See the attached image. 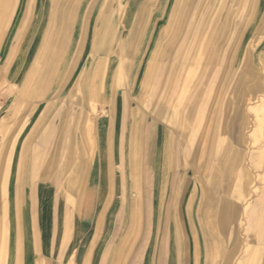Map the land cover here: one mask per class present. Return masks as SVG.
<instances>
[{"label": "rangeland", "instance_id": "rangeland-1", "mask_svg": "<svg viewBox=\"0 0 264 264\" xmlns=\"http://www.w3.org/2000/svg\"><path fill=\"white\" fill-rule=\"evenodd\" d=\"M1 1L7 15L15 0ZM200 1L202 3L201 12L194 4L189 12V25H192L194 30L203 26V30L205 29L207 32L205 40L202 37L203 44L195 54V60L199 62L200 59L203 61L205 58L204 63L202 65L200 63L195 64L191 67L194 68L192 70L194 75L190 77V80L184 82L183 79L179 78L178 90L176 89L174 93L172 80L168 78L169 76H162V81L157 85L156 81L159 79L162 70L166 71L174 65H178L177 68L179 69L183 67L180 54L182 48L179 50L178 47L173 48L169 58L159 61L157 59L164 55L172 38L178 32L179 25H181L178 15L179 12H183L184 0H175V2L174 0L21 1V4L23 2L22 8L19 9L17 18L10 24L7 30L9 35L0 49V181L4 183L7 190L5 200L4 197H0V250L1 244L4 243L2 239L6 233V249L9 250L10 257L14 254L11 248L12 236L10 231H7L10 226L9 223L5 225L2 222L1 210L4 201L9 204L10 200L15 199L18 202L19 213L21 217H24L23 222L16 223L20 229L21 254L30 256L36 253L38 255L37 260L41 258L44 264V255L58 256L55 255L52 248L53 225H51L52 229H50L46 245L39 241V246H37L34 240L28 215L30 189L35 184L36 193L40 191L49 192L52 206L51 221L55 197L59 195L62 197L64 194L65 199L70 195L78 209L84 198L88 176L96 155L92 161L87 159L86 169L77 193L72 195L67 194V192L64 193L62 172L66 160V149L70 144V132L78 134L81 129L85 134L83 142L88 146L90 145V149L93 151L95 144L92 133L94 128L96 142L95 129L98 118L108 114L114 103L117 104L115 110L118 112L122 107L123 100L129 109L141 110V122L138 126L140 131L144 126L153 124L148 123L153 121L159 124L161 133L165 132L174 138V148L171 149L170 154L172 156L174 152L175 168L169 174L171 185L167 188V192L172 189L171 195L173 196H169L168 202L180 201L186 207L188 200L194 199L192 212L189 216V226L191 231L194 228L201 234L200 227L203 226V223L200 214L197 212L199 204L197 189L201 184H203L202 187L210 188L207 182L208 180L209 182L214 181V168L217 162L215 157L214 160L213 158L210 160V163L207 162V158L201 157L200 159V150L207 129L210 128L209 134L214 136L217 133L216 127L224 122L226 127L230 128L228 137L231 138V149L244 154V160L250 168H253V162L257 161L256 154L262 145L256 130L254 132L257 138L255 144L250 143L249 140L246 143H242V141L254 131L256 124L254 114L249 112L248 108L251 103H254L252 105L257 103L258 97L264 96V89L260 90L263 93L256 91L257 83L264 86V5L262 3L260 6L258 5L259 11L256 15H251L249 10H244L239 15V0ZM18 2L19 0H16L15 4L19 6L20 2ZM146 2L149 3L145 4ZM122 5L124 6L121 7ZM71 9L72 11L75 10L74 19L70 15ZM6 15L0 21V32ZM105 22L107 24L105 27L109 26L111 29L107 36H102L99 28ZM199 24L202 25L199 26ZM217 27H221L218 42L216 41L218 35L212 36ZM131 32L133 35L129 36ZM142 32L145 34L161 32L164 36H137ZM181 36L182 42L184 39L186 40L184 33ZM144 39L148 41V44H141ZM156 40L159 41L160 46L155 51ZM102 45H104L103 48ZM216 55H219L220 58L219 65H214L209 60L210 57ZM173 58L174 65L170 66ZM230 58H233L231 62H229ZM141 60L144 61L141 69L143 74L141 73L138 79L135 92H137L140 84L142 99L135 100L134 96L130 95V99L126 102L123 99L125 92L132 90L130 89L132 87L131 82L128 79L129 73L130 71L134 73L139 71L138 65L140 64L138 62ZM111 62L113 63L110 69L114 75L113 96L110 103H103L92 97L88 91V86L94 83L95 86L99 87L101 79L97 78L93 81L91 73L99 71L102 74L103 69L106 70L107 65ZM147 64V75L143 77ZM192 71L190 73H193ZM214 71H217L216 78L213 77ZM120 72L123 75L122 81L118 84L117 74ZM180 73L182 74V71ZM208 73H211V76L208 75L207 78ZM238 86L239 92L237 93ZM172 93L174 99L178 100L177 103L181 101V105L184 104L183 115H187L188 110L193 108L191 106L193 101L202 103V108L207 107L201 125L196 126L194 124L198 116L196 114L187 121L188 125L185 130L176 128V126L171 127L156 116L155 107L160 108L164 105L166 107ZM85 94L87 99L84 98ZM98 94L97 92L96 96ZM251 96H256L253 102L249 100ZM93 105L97 109L95 112L90 109ZM230 109L237 114L236 117L230 113ZM87 112L88 117L81 116ZM239 114L247 117L249 125L242 124ZM83 119L84 122L86 120L87 123H90L88 137L86 135V123L79 124ZM175 120L177 124L178 119ZM121 125L119 140L127 130L126 126L122 124V120ZM197 128L201 134H196ZM180 133L186 135L183 142L180 139ZM212 140L214 141L213 138ZM119 144L121 145V143ZM179 144L181 150L184 144H188L191 146L192 153L194 155L196 153V157L192 161L191 159L187 160L185 165L182 162V153H176ZM225 144L226 142L223 143V146H226ZM120 150L121 148H117L116 152V148H113L114 157L117 155L119 162L118 169L122 174ZM138 150L139 194L140 197H144L146 193L144 173L147 170V165L144 157H142V150L140 148ZM33 160H36L37 172L34 182L31 179ZM113 162L111 164L112 177L114 174ZM197 166L200 171L203 170L206 177L203 176L204 179L201 184L198 182L197 176H202V174L194 172ZM26 172L30 178L29 188L25 186L22 178V173ZM251 172L255 180L250 188L251 194L249 193L246 200L247 204L251 206V210L256 211L260 207L259 199L264 192V180L261 178L264 169L262 170L263 173L254 168L251 169ZM112 181L111 192L108 191L106 198L109 202L112 200L113 194H122L118 183L119 179ZM181 184L185 189V199L180 197L184 191H181ZM173 187L176 188V194L173 193ZM129 191L134 194L133 199H128L126 193L124 197L122 196L121 205L125 206L128 201L132 202L136 199V193ZM234 201L239 205V219L232 227L235 225V230L237 233H241L244 239V231L241 227L245 223V219L242 217L245 202L241 204L236 200ZM101 202L103 203V200ZM256 223V219L252 220L248 232L250 245L254 243ZM200 236L202 237V235ZM229 236V233L225 235L226 241H228ZM8 261L5 264H9Z\"/></svg>", "mask_w": 264, "mask_h": 264}, {"label": "crops", "instance_id": "crops-1", "mask_svg": "<svg viewBox=\"0 0 264 264\" xmlns=\"http://www.w3.org/2000/svg\"><path fill=\"white\" fill-rule=\"evenodd\" d=\"M147 3L149 2L145 4ZM260 3L264 5V0H261ZM70 15L72 14L70 13ZM132 33L129 36H132ZM107 35L102 33V36ZM152 35L164 36L161 32L158 34H145V32L137 34L142 37H151ZM143 43L148 44V41L144 39L141 44ZM143 63L144 61L138 62L140 64L138 65L139 71L136 73L130 71L129 73L128 79L131 82L130 89L132 90L125 92L123 99L126 102L130 99V95H133L135 100L142 99L140 84L137 92H135V86L138 85ZM147 68L148 64L145 65V69ZM142 76L144 77V75ZM123 101L118 112L115 110L117 104L114 103L115 105L110 107L108 114L98 118L95 129L96 142L94 128L92 133L95 144L93 151L81 139L77 145V134L70 132V144L66 149V160L62 172L64 193L67 192L71 195L77 193L86 169L87 159L92 161L96 155L88 176L84 198L78 209L70 195L65 199V195L62 193V197L60 195L55 197L51 221L52 206L49 192L36 193V186L31 183L33 186L29 194L28 215L37 246H39V241L46 245L50 229H52L51 225H53L52 248L55 255L58 256L44 255L45 264H208V247L205 239L203 241L197 237V240L194 239L192 243L190 234L192 229L189 226V216L192 211L189 214L180 201L168 202L169 196H173L171 195L172 189L165 193L160 188L158 172L160 167L157 158L162 145L163 133L160 132L159 124L153 121L148 122L153 124L144 126L140 131L138 126L141 122V110L129 109ZM81 116L88 117V112ZM121 120L127 130L119 140L122 130ZM80 122L84 124V120ZM128 122L129 127L127 126ZM82 133L80 131V138L83 139L85 134ZM113 148H116V152L117 148H121L122 174L118 169L119 162L117 155L116 158L114 157ZM138 148L142 150V157L147 165V170L144 173L146 189L144 197H140L139 194ZM36 160H33L32 166L31 179L33 182L36 178L33 176ZM112 162L114 164L113 177ZM22 178L25 186L29 188L28 172L22 173ZM71 179L75 181V186H72L74 188L68 186V181ZM116 179H119L118 183L122 194H113L112 200L109 202L106 199L108 191L111 192L112 180L116 181ZM23 180L21 179V181ZM170 185L168 175L167 188ZM129 190L136 193V199L132 202L128 201L125 206L121 205L122 196L124 197L126 193L128 199H133L134 194ZM184 192L182 191L180 195L182 199L185 198ZM197 192L199 200L198 189ZM173 193L176 194L174 187ZM164 197L166 201L163 200ZM17 205L18 202L15 199L10 200L9 204L5 201L2 205L1 216L5 211L6 218L3 223L5 225L9 223L10 229L7 231H10L12 236L11 248L14 254L10 257V252L6 249V238H4L0 250V264H5L8 260L9 264H44L41 258L37 260L36 253L30 256L21 254L20 229L16 223L23 222L24 217H21ZM141 209H143L142 215ZM10 213H12V217H8ZM75 214L77 215L75 216ZM192 245L193 251L199 249L198 254L193 252L194 257L192 256Z\"/></svg>", "mask_w": 264, "mask_h": 264}, {"label": "bare ground", "instance_id": "bare-ground-1", "mask_svg": "<svg viewBox=\"0 0 264 264\" xmlns=\"http://www.w3.org/2000/svg\"><path fill=\"white\" fill-rule=\"evenodd\" d=\"M21 1H24V0H19L20 4L18 6V4H15L16 3V0H15L14 4L10 7V9L8 10L7 15H6L5 8L2 7V1L0 0V21L3 20V17L6 15V18L4 20V25L2 26V29L0 32V49H1L2 45L5 43V39H7L8 35H9V34H7V30L9 29L10 24L12 23V21L15 20V18H17L16 15H17L19 9L21 10V8H22L21 6L23 5V2L21 4ZM174 2H175V0H174ZM109 3H110V1H109ZM194 4H196V6L200 9V12H201L202 3L200 0H184V4H183V8H182L183 12H179V15H178L179 19L181 20V22H180L181 25H179L180 27L178 28V32L172 38V40L169 44V48L165 51L164 55L159 56L160 58L158 57V59H157V61H159L160 59L163 60L165 58H169L172 55L173 48L175 49L176 47H178L177 48L178 50L180 48H182V49H180V51H181L180 54H181V58H182L181 64L183 67L180 69L177 68L178 65L175 66L173 64V60H174V58H173L170 66L174 65V67H169L166 71L162 70L160 75H159V79H157V81H156V85H157L160 81H162V76L163 77L169 76L168 78H170L172 80L173 93L176 89L178 90L179 78L183 79L184 82L188 81V79L190 80V77H192L194 75V71H192V70H194V68L192 69L191 67L194 66L195 64L198 65L199 63L202 65V63H204V59H205L204 58L203 61H201V59H200L199 62L197 60H195V54L197 53V50H199L201 45L203 44L202 43V37H203V40H205V34L207 32L205 29L203 30V26H201L203 24V22H202V24H199V26H201V27H198V29L197 28L195 29L196 31L194 30V28H192L193 27L192 25L191 26L189 25V12H190V10ZM239 4H240V9L238 10L239 15L244 10H249L251 12V15H254L259 11L258 5L260 6V0H239ZM123 6L124 5H122L121 7H123ZM74 12H75V10L72 11V9H71L70 13L72 14L71 15L72 19H74V14H75ZM13 14H14V17H13ZM106 25L107 24L105 22V24L99 28V29H101L100 33L108 34V31L111 29V27H109V26L105 27ZM220 30H221V27L215 28L214 29L215 33H214V35H212V36L218 35V38L216 40L217 42L219 40ZM183 33H184V36L186 37V40L184 39V41L182 42L181 34H183ZM158 40H156V42L154 44L155 51L160 46L158 44V42H159ZM256 46H254V47H256ZM101 47L103 48L104 45H102ZM98 51H99V49H98ZM215 54H217V52H215ZM217 56H218V58H217ZM232 59L233 58H230L229 62H231ZM209 60L214 65L220 64L219 55H216L215 57L212 56V57H210ZM195 61H196V63H195ZM112 63L113 62H111L107 65L108 68L106 70L103 69L102 74L99 71H94L93 74L91 73V75H92L91 79L93 81L97 80V78L101 79V84L99 85V87L95 86L94 83H92L91 86L90 85L88 86L89 87L88 91L92 94V97L99 99L103 103H110L112 96H113L112 86L114 85L113 84L114 75H113V71H111V69H110L112 67ZM160 63H162V62L160 61ZM181 71H182V74L180 73ZM191 71L193 73H190ZM122 75L123 74L121 72L117 74V77H118L117 83L118 84L122 81ZM146 75H147V71L145 69L144 77ZM208 75L210 77L211 73L207 74V78H208ZM203 77H205V76H203ZM213 77H215V78L217 77V71L213 72ZM226 77H228V76H226ZM225 80H226V78H225ZM199 84H200V82H199ZM256 87H257V89H256L257 93L262 92L260 90L264 89V86L260 85V83H257ZM97 89H98V91H97ZM238 89H239V86L236 89L237 93L239 92ZM246 90L249 91V89H246ZM97 92L99 94L96 96ZM173 93H172V96L168 99V104L166 107H165V105H164V107H160V108L155 107L154 110L156 111L155 112L156 116L160 120H162L165 124H169V126H171V127L176 126V128L178 127L180 129L185 130V128L188 125L187 121H189V119L192 118V116L194 114H196L198 116H197L194 124L196 126L201 125L203 117H204V113L206 112L207 107L202 108V103H199V101H196V103H195V101H193V103L191 104V106H193V108L188 110L187 115H183L184 109H182V108H183L184 104L181 105V101H180V103H177L178 100L174 99ZM235 96H237V95H235ZM84 98L85 99L87 98L86 94H85ZM255 98H256V96H251V98L250 99L248 98V99L250 100V102H253ZM229 102H230V100H229ZM252 104H254V103H251V106L248 108V111L251 112L252 114H254V118L256 121L255 129L250 135H248L249 137L243 138L242 143H244V142L246 143L249 140L250 143L255 144L257 138H256V135L254 134V132L256 130L259 133V137H260L259 139H261L262 145L259 148V152L256 154L257 161L255 163L253 162L252 165H253V168L255 170H261V172H262V170L264 169V96L261 95V97H258L257 103L255 105H252ZM168 105H169V107H168ZM90 109L92 110V112H95L97 110L95 105H93ZM230 113L233 114V116H235V117L237 116V114H235V112H233V110H231V109H230ZM239 116H240L239 118L242 121V124H244L246 126L249 125L247 117L243 116L242 114H239ZM175 119H178L177 124L175 122L176 121ZM79 123H80V125L83 124L82 122H79ZM89 125H90V123L86 122L87 137H88ZM216 128H217L216 129L217 133L214 136H211L209 134L210 128L207 129L208 131L205 132L204 141L202 142V148L200 150V159H201V157L207 158L208 163H210V160L212 158L214 160V157L217 159L216 164H218V165L215 164V168H214L215 179H214V181L209 182V180H208V182H207L210 185L211 189L207 188V187H202L203 184H201V182L205 177V175H204L205 173L203 172V170L200 171L199 167L197 166L195 168V171H194V172H196V174H200V173L202 174V176H199V175L197 176V180L201 184V186L200 185L199 186L202 189L201 190L198 186V191H199L200 196H199V205L197 208V212L200 214L203 226L200 227L201 234L198 233L199 231H197V229L194 230V228H193V231L191 233L189 232L191 234L192 243L194 242L193 241L194 239H195V241L197 240V237L203 239V241L205 239V241L207 242V247H208V251H207L208 252V264H264V192L262 193V195L259 199L260 207L256 211H252L251 206L249 204H247L246 199L249 196V193L251 194L250 188H251V186L255 180V178L252 175L253 173L251 172V169H253V168H250L248 166V163H246V161L244 160V157H243L244 154L240 153L239 151L236 152L234 149L233 150L231 149L232 148V146H230L231 138H230V136L228 137V135H230V128H227L226 124L224 122H222V124H220ZM80 131H82V130L80 129L78 134H77V140H76L77 145L80 141L79 139L83 140L82 138H80V135H81ZM198 133H200V132L198 131V128H197L196 134H198ZM185 136L186 135L184 133H180V139L182 142H183V139H185ZM212 138L214 139V141L212 140ZM225 142H226V144H225L226 146H223V143H225ZM173 144H174V138L171 137L169 134L163 132V134H162V145L159 149L158 159H159V167L160 168H159L158 172H159V177H160L159 185H160L161 190L165 191V193L167 192L169 172L173 171L175 168V162H174L175 159L173 157L174 152H173L172 156L170 154L171 149L174 148ZM74 146H75V144H74ZM88 147L90 148V145ZM182 147L183 148L181 150L180 144L177 145L176 153L177 154L182 153V155H183L182 162H184L183 165H185V163H187V160L191 159V161H192V159H194L196 157V153H195V155H194V153H192L191 146H188V144H184ZM206 170H208V169H206ZM33 176L34 177L37 176L36 166H35V170L33 172ZM261 178L264 180V174ZM183 184H181V190L185 191ZM68 186L71 188H74L72 186H75V181L73 179L68 181ZM6 191L7 190H6V187L4 186V183H2L0 181V197H2V198L4 197V200H5V197L7 195ZM163 200H165V197L163 198ZM234 200L240 202L241 204L243 202H245V207L242 210V217H244L245 223L243 224V227H241V229L243 228L242 231H244V239L242 238L241 233H239V232L237 233V230H235L236 226L234 225L232 227V225L236 224L237 220L239 219V214H238L239 205ZM186 201H187V199H186ZM193 201H194V199H192L190 201L188 200L187 205H186L187 212L189 211V214L193 208ZM5 213L6 212L4 211V215L1 218L2 222L5 221V218H6ZM8 217H11V213H10V215L8 214ZM255 219L257 220V223L255 224L256 227L254 228V231H255V237L253 239L254 243L252 245H250L249 242H251V241H250L248 232H249L250 226L252 224V220H255ZM227 233H229V235H230L228 241L225 240V235H227ZM5 234H4V238H5ZM200 235H202V237ZM3 241H4V239H2V242ZM197 247H198V245H197ZM199 247H200V245H199ZM194 251L196 252V254L199 253V249H197V250L195 249ZM194 251H193V245H192V256L193 257H194V255H193ZM197 251H198V253H197ZM192 256H191V258H192ZM193 260H194V258H193Z\"/></svg>", "mask_w": 264, "mask_h": 264}]
</instances>
